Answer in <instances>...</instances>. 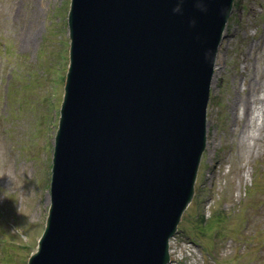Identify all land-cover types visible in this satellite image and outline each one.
<instances>
[{
  "label": "water",
  "instance_id": "95a60500",
  "mask_svg": "<svg viewBox=\"0 0 264 264\" xmlns=\"http://www.w3.org/2000/svg\"><path fill=\"white\" fill-rule=\"evenodd\" d=\"M234 0H71L51 206L29 264H168Z\"/></svg>",
  "mask_w": 264,
  "mask_h": 264
},
{
  "label": "rangeland",
  "instance_id": "374dc122",
  "mask_svg": "<svg viewBox=\"0 0 264 264\" xmlns=\"http://www.w3.org/2000/svg\"><path fill=\"white\" fill-rule=\"evenodd\" d=\"M70 3L0 0V264H28L45 230ZM216 67L208 144L176 237L199 246L174 248L183 264H264V0H235Z\"/></svg>",
  "mask_w": 264,
  "mask_h": 264
},
{
  "label": "bare ground",
  "instance_id": "6f19581e",
  "mask_svg": "<svg viewBox=\"0 0 264 264\" xmlns=\"http://www.w3.org/2000/svg\"><path fill=\"white\" fill-rule=\"evenodd\" d=\"M231 16H232V14H231ZM226 31H227V29L225 30V33H226ZM261 102H262V105L261 106L263 107L264 106V98H262ZM252 115H253V112L251 110V113H250V107H246V108L243 109L242 115L240 116V115L237 114V117L238 118H242L243 121H244V120H248V118L251 117Z\"/></svg>",
  "mask_w": 264,
  "mask_h": 264
}]
</instances>
